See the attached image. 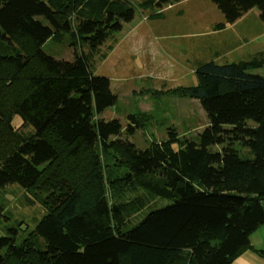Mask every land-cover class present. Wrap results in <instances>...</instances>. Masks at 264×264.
Here are the masks:
<instances>
[{
	"label": "trees",
	"instance_id": "1",
	"mask_svg": "<svg viewBox=\"0 0 264 264\" xmlns=\"http://www.w3.org/2000/svg\"><path fill=\"white\" fill-rule=\"evenodd\" d=\"M210 1L226 24L253 7L264 21V0ZM133 15L130 0H0V98L14 143L0 151V188L16 185L43 210L33 218L32 241L26 231L15 235V223L0 229V264H230L252 249L250 236L264 224V74L251 69H264V49L195 64L196 83L175 91L197 99L209 125L195 137L169 127L164 139L136 148L122 138L137 128L133 115L126 126L95 118L117 101L96 64ZM65 37L73 59L41 49ZM114 148L125 162L109 198L98 189L83 201L85 192L53 167L61 151ZM48 166L50 185L37 193L32 187Z\"/></svg>",
	"mask_w": 264,
	"mask_h": 264
},
{
	"label": "rangeland",
	"instance_id": "2",
	"mask_svg": "<svg viewBox=\"0 0 264 264\" xmlns=\"http://www.w3.org/2000/svg\"><path fill=\"white\" fill-rule=\"evenodd\" d=\"M140 1L130 0L134 7L133 19L123 23L122 29L116 34L117 42L95 68L96 74L109 79L110 87L117 95L115 104L95 115V118H117L126 126L128 115H133L137 119V128L133 134L122 135V138L132 142L136 148L164 139L169 127H173L180 136L195 137L209 125L208 112L201 103L175 91L180 86L196 83L192 69L195 64L207 60L218 63L238 61L255 54L259 47L264 49V21L259 16L258 7L248 10L235 22L226 24L223 13L210 0H178L161 8L164 14L154 18L149 16L156 10L139 8ZM219 22H224L227 27L215 33L213 27ZM152 28L164 32L168 30L158 39L166 45L164 49L168 57L182 68H168V62H164L162 65L166 68H162L156 56L150 59L142 53L145 37L153 41ZM197 44L200 45V51H204L203 54L208 53V57L195 60L193 53ZM41 49L57 59H73V46L68 37L60 42L50 38L42 44ZM214 49L219 54L215 52L216 55L209 56ZM251 72L264 74V69H251ZM3 100L0 98V151L5 154L14 143L9 130L4 128L2 116L6 107ZM16 120L19 121V117H16L15 123ZM60 155L54 169L59 167L56 171L58 174L61 173L72 185L85 192L83 201L91 202L92 191L98 189L108 198L112 195L119 180L113 173L125 162L120 150L114 148L110 153L101 154L98 150L93 152V149H84L76 156L65 150ZM50 170L51 166H48L32 187L35 192L42 193L50 185V179L46 176ZM24 197L25 193L16 185L0 188V229L4 232V227L15 223L18 226L15 227V235L26 231L28 241H32L33 218H39L43 210L38 204L29 205ZM145 211L147 209L140 211L133 220ZM23 223L26 224L25 230L22 229Z\"/></svg>",
	"mask_w": 264,
	"mask_h": 264
},
{
	"label": "crops",
	"instance_id": "3",
	"mask_svg": "<svg viewBox=\"0 0 264 264\" xmlns=\"http://www.w3.org/2000/svg\"><path fill=\"white\" fill-rule=\"evenodd\" d=\"M164 12H165L164 9L156 10L152 13L151 16H149V18H154L155 16L158 17L160 15H163ZM245 13H243V14H245ZM224 18H225V16H224ZM154 26H156V25H154ZM154 26H153V28H155ZM122 27H123V24H122ZM226 27H224V28L213 27V31L215 33H219L218 32L219 30H224ZM153 28L151 29L153 32V36H154L153 41L150 40V38L145 37V39L143 40L144 51H142V53L149 56L150 59H154V57L156 56L157 57L156 59H158L160 61L159 66L162 68H166L162 65L164 62H168V68H182L179 66L177 67L174 63V59L168 57L169 56L168 52L165 51V49H164L165 44H163V40L158 39V36H164L163 33L168 32V30L166 32H164V31H161V29L156 30ZM139 38H140V35L137 37V39L135 41L136 43H138ZM218 41L221 42V39H218ZM172 45L174 48H176V45L174 43ZM157 47L160 48L161 51H159V49ZM203 52H204L203 50L200 51V45L197 44V49L193 53V57H195V60L208 57V53L206 52L203 54ZM215 52H218V54H219V51L217 49H214L213 53H210L209 56L216 55ZM165 55H167V57H164ZM155 68H157V67H155ZM250 243L252 245V249H249V250L242 252L230 264H264V224L261 225L257 230H255L251 234ZM259 251H262L263 255L260 254Z\"/></svg>",
	"mask_w": 264,
	"mask_h": 264
}]
</instances>
